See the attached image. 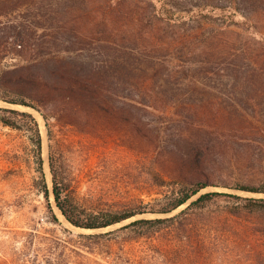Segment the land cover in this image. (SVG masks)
<instances>
[{"label":"rangeland","instance_id":"374dc122","mask_svg":"<svg viewBox=\"0 0 264 264\" xmlns=\"http://www.w3.org/2000/svg\"><path fill=\"white\" fill-rule=\"evenodd\" d=\"M0 4L7 7L0 14V264H264V205L242 198L217 197L170 227L130 223L175 215L198 195L168 213H138L101 228L72 224L55 200L52 161L87 211L160 208L172 186L157 184L153 158L127 145L112 124L88 131L57 119L53 105L41 106L47 120L34 106L10 102L18 95L5 83L9 72L56 52L65 21L83 37L163 58L156 74L134 75L135 97L210 124L222 136L209 159L212 177L251 184L264 177V0ZM24 111L39 124L41 150L35 120ZM212 190L264 198L223 186L201 193ZM236 206L242 210L230 213Z\"/></svg>","mask_w":264,"mask_h":264},{"label":"trees","instance_id":"16d2710c","mask_svg":"<svg viewBox=\"0 0 264 264\" xmlns=\"http://www.w3.org/2000/svg\"><path fill=\"white\" fill-rule=\"evenodd\" d=\"M6 9V4H0V14ZM58 34L59 38L55 41L59 48L56 52L45 51L31 65L9 72L11 75L5 77L10 90L18 95L9 101L34 106L42 111L47 120L49 115L41 110V106L53 105L57 107L53 114L57 119L76 126L83 125L88 131L95 128L104 132L109 130L106 124H112L110 130L123 131L127 145L139 148L153 158L160 173L157 184L172 186L160 208L133 212L87 211L80 204L75 187L59 180L52 161L55 200L72 224L83 228H101L138 213H168L196 195L195 200L175 215L140 218L130 225L170 227L188 216L190 209L204 208L221 196L242 198L264 205V198L244 197L218 190L201 193L209 186L264 192V177L241 186L218 182L212 177L209 159L211 153L221 146V134L211 131L210 124L188 117L184 110L176 111L169 105L161 106L135 97L138 84L135 83L134 75L140 70H153L156 74L159 65L166 62L165 59L143 55L137 49L126 48L116 40L83 37L79 28H69L66 21L60 26ZM22 114L34 118L30 112L24 111ZM4 121L15 125L11 119L4 118ZM35 125L37 144L41 150L37 120ZM44 187L46 195H49L47 183ZM241 210V206H236L229 212L236 214Z\"/></svg>","mask_w":264,"mask_h":264}]
</instances>
